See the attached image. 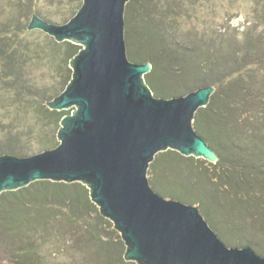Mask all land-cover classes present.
<instances>
[{"label": "water", "instance_id": "obj_1", "mask_svg": "<svg viewBox=\"0 0 264 264\" xmlns=\"http://www.w3.org/2000/svg\"><path fill=\"white\" fill-rule=\"evenodd\" d=\"M65 20L33 15L28 29L83 45L71 59V81L47 103L51 110L78 109L61 120L56 148L0 156V194L39 180L87 185L100 214L121 234L125 260L137 264H264L258 246H232L202 207L169 199L151 180L161 151L217 160L194 122L213 84L155 95L144 81L154 65L131 56L128 0H83Z\"/></svg>", "mask_w": 264, "mask_h": 264}, {"label": "rangeland", "instance_id": "obj_2", "mask_svg": "<svg viewBox=\"0 0 264 264\" xmlns=\"http://www.w3.org/2000/svg\"><path fill=\"white\" fill-rule=\"evenodd\" d=\"M142 1L139 4V0H128L131 56L144 55L145 60H149L148 55L158 58V49L148 31L152 28L150 21L155 25L160 20L169 25L168 31L179 40V49L199 48L191 52L189 59L194 61L197 54L204 68L193 75L194 79L176 83L173 76L168 79L176 70L171 68L169 72L172 63L167 61L164 69L160 68L155 74V95H178L179 89L184 95L204 82L218 80L221 73H229L231 69V74L237 72V78L226 87L216 89L210 84H213L216 101L226 100L228 104L216 122L229 121L232 132L233 128L238 129V134L244 138H239L242 142L239 150L247 154L249 161L247 169L242 171L243 184L238 187L232 185L229 176L232 173L225 165L230 160L218 165V153L217 160L210 161L168 149L156 154L151 180L158 189L169 193V199L179 197L202 207L203 216H209L212 223L218 224V234L232 246L247 247L249 242L264 253V0ZM82 4L83 0H34L24 20L29 25L33 15L39 17V14L70 19ZM4 16L0 12V19ZM33 32L36 34L27 37L28 41H42L46 34L37 29L29 30ZM26 69L37 87L50 88L59 82V75L52 74V70L42 64L32 63ZM146 75L144 81L148 82ZM77 109H68L69 114ZM3 114L0 110V115ZM1 126L0 153L7 150L10 145L7 138L11 136L2 131ZM33 141L22 138L16 145L20 148L34 144ZM78 201L79 206L73 212L63 205L62 208L48 205L31 227L19 221L16 227L22 236L13 240L31 241L44 255L46 264H137L125 260L126 246L114 224L100 214L98 207L95 213L84 197ZM89 202L92 203L90 197ZM5 241L0 234V264H11L3 261L8 258Z\"/></svg>", "mask_w": 264, "mask_h": 264}, {"label": "trees", "instance_id": "obj_3", "mask_svg": "<svg viewBox=\"0 0 264 264\" xmlns=\"http://www.w3.org/2000/svg\"><path fill=\"white\" fill-rule=\"evenodd\" d=\"M33 2L34 0H0V12L5 15L0 19V110L4 112L0 115V126L2 125V131L11 135L7 138L10 142L9 149L1 152L0 156L10 154L26 157L56 148L59 145L57 135L61 120L69 114L68 110H51L47 103L59 96L71 81L73 70L70 62L81 51L82 46L69 41L58 42L44 33L42 41H28L27 37H32L36 31L29 33L24 15ZM143 2L139 0V4ZM70 19L65 20L64 24ZM151 22L149 24L152 28L148 33L153 42L155 41L158 58L149 56V52L147 53L148 59L154 66L152 71L146 75V79L153 89L155 88V81H153L155 74L160 68L164 69L163 65L167 61L172 63L169 72L171 68L176 70V74H169L168 79L170 80L173 76L176 83L192 80L193 75L204 70L202 69L203 62L196 57L197 54L194 61L189 59L191 52L199 51V48L191 46L190 48L185 47L184 51L179 49L181 47L179 40H175V34L168 31L169 25L167 26L160 20L155 25ZM143 57L144 55L139 59V63H146L147 60L142 62ZM32 63H39L50 68L52 74L59 75V82L52 84L50 88L35 86L26 69L32 66ZM230 71L232 72V69ZM231 72L221 73L218 80L212 79L210 83H213L216 89L221 86L226 87L227 83L237 78V72L234 75ZM210 83L204 82L197 89L206 87ZM178 93L182 95L180 89ZM227 107L226 100L218 103L213 94L207 106L196 112L194 122L197 133L203 135L210 143L209 146L219 154L218 165L224 164L225 160H230V163L225 162V165L232 173L229 175L232 185L240 187L243 184L241 179L244 173L242 171L249 166L246 164L249 162L247 154L239 150L242 148L239 138L242 140L244 138L238 134V129L233 128V132L231 131L229 121L216 122L220 112ZM208 110L212 111V114H206ZM22 138L34 139L36 143L33 141L34 144L18 148L16 143L22 141ZM81 196L85 198V203L97 213L98 206L89 202V188L80 182L39 180L17 190L2 192L0 194V234L6 240L8 248V255L6 254L8 258L3 261L11 264H46L44 255H41L39 248L37 249L31 241H15L16 237L21 238L22 236L16 227L17 223L21 221L31 227L33 221L40 219L41 210L48 205L60 208L63 205L68 211L73 212L79 206L78 199H81ZM82 209L85 210V206ZM100 238L103 242L102 236ZM103 244L106 243L103 242ZM121 264L134 263L123 262Z\"/></svg>", "mask_w": 264, "mask_h": 264}]
</instances>
